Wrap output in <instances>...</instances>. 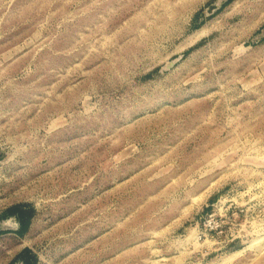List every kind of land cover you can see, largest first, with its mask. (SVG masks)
Here are the masks:
<instances>
[{
	"label": "rangeland",
	"instance_id": "obj_1",
	"mask_svg": "<svg viewBox=\"0 0 264 264\" xmlns=\"http://www.w3.org/2000/svg\"><path fill=\"white\" fill-rule=\"evenodd\" d=\"M0 264H264V0H0Z\"/></svg>",
	"mask_w": 264,
	"mask_h": 264
},
{
	"label": "built area",
	"instance_id": "obj_2",
	"mask_svg": "<svg viewBox=\"0 0 264 264\" xmlns=\"http://www.w3.org/2000/svg\"><path fill=\"white\" fill-rule=\"evenodd\" d=\"M210 230H212V229H210Z\"/></svg>",
	"mask_w": 264,
	"mask_h": 264
}]
</instances>
